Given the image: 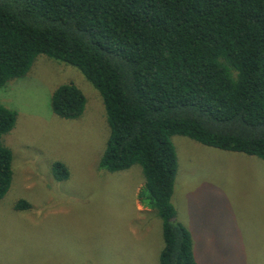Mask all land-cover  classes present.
<instances>
[{"label": "trees", "instance_id": "16d2710c", "mask_svg": "<svg viewBox=\"0 0 264 264\" xmlns=\"http://www.w3.org/2000/svg\"><path fill=\"white\" fill-rule=\"evenodd\" d=\"M40 56L78 69L99 93L109 134L98 168H141L137 200L161 221L159 264H198L172 204V138L264 161V0H0V90ZM50 108L76 120L85 98L65 84ZM16 121L0 105V202L13 180L2 140ZM51 175L63 182L69 171L54 162Z\"/></svg>", "mask_w": 264, "mask_h": 264}, {"label": "rangeland", "instance_id": "374dc122", "mask_svg": "<svg viewBox=\"0 0 264 264\" xmlns=\"http://www.w3.org/2000/svg\"><path fill=\"white\" fill-rule=\"evenodd\" d=\"M73 84L85 98L76 120L59 119L50 99ZM17 113L3 137L13 180L0 202V264H159L161 221L137 200L139 166L99 170L109 134L99 93L74 67L38 57L25 77L0 90ZM178 163L172 204L198 264H264V161L172 138ZM54 162L69 178L56 182ZM25 201L28 211H16Z\"/></svg>", "mask_w": 264, "mask_h": 264}, {"label": "crops", "instance_id": "0c3cea01", "mask_svg": "<svg viewBox=\"0 0 264 264\" xmlns=\"http://www.w3.org/2000/svg\"><path fill=\"white\" fill-rule=\"evenodd\" d=\"M189 231V230H188Z\"/></svg>", "mask_w": 264, "mask_h": 264}]
</instances>
